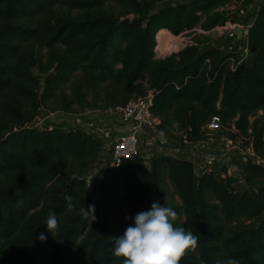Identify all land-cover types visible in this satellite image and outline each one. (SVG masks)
I'll list each match as a JSON object with an SVG mask.
<instances>
[{
    "label": "trees",
    "instance_id": "trees-1",
    "mask_svg": "<svg viewBox=\"0 0 264 264\" xmlns=\"http://www.w3.org/2000/svg\"><path fill=\"white\" fill-rule=\"evenodd\" d=\"M167 1L0 0V264H123L115 238L132 223L126 216L150 209L152 190L176 211L174 226L198 237L179 264H264V164L243 161L242 179L226 167L224 177L215 169L199 176L192 162L160 156L150 170L130 160L88 181L99 139L27 126L53 100L55 111L75 113L155 90L153 113L167 136L198 141L219 115L264 161V8L249 32L253 57L232 69L210 40L163 59L156 48L162 30L224 25L230 12L221 8L233 0ZM89 205L94 221L81 215Z\"/></svg>",
    "mask_w": 264,
    "mask_h": 264
},
{
    "label": "built area",
    "instance_id": "built-area-1",
    "mask_svg": "<svg viewBox=\"0 0 264 264\" xmlns=\"http://www.w3.org/2000/svg\"><path fill=\"white\" fill-rule=\"evenodd\" d=\"M249 2L247 14L239 23L228 21L207 32L199 27L200 29L196 28L186 34L194 31L221 35L226 33L221 43H212L210 46L230 56V65L232 69L235 68L251 59L255 53L249 42V32L264 8V0ZM238 30L243 33L241 38L237 35ZM192 44L194 42L189 45ZM156 94L155 90H149L144 96L135 98L124 106L108 109L86 108L81 113L62 111L52 114L41 108L38 116L27 126L42 131L54 128L78 130L99 139L102 149L100 159L94 167L95 173L105 171L110 174L130 160L140 161L150 170L153 161L160 156L192 162L199 176L213 171L216 167L228 168V162L232 165L238 164L241 176L240 166L243 161L251 159L256 164H264L256 156L252 142L247 144L248 139L240 135L235 127H224L219 115L208 119L203 127V137L198 141L191 140L187 134L179 140L167 136L159 129L161 119L153 113ZM228 130L232 133L231 137ZM161 132L164 133L163 136L160 135ZM241 149L245 151L242 154ZM230 176L234 175L231 173ZM241 176L238 178L242 179Z\"/></svg>",
    "mask_w": 264,
    "mask_h": 264
},
{
    "label": "clouds",
    "instance_id": "clouds-1",
    "mask_svg": "<svg viewBox=\"0 0 264 264\" xmlns=\"http://www.w3.org/2000/svg\"><path fill=\"white\" fill-rule=\"evenodd\" d=\"M164 135L163 132L160 133ZM66 199H71L67 197ZM68 208L74 205L69 203ZM85 218L91 216L96 219L95 206H83L80 210ZM177 218L176 211L156 200L151 203L150 209L141 211L135 216H126L132 223L126 227L124 234L115 238L114 255L123 257V264H179L181 257L189 250L196 248L198 237L185 227L174 226ZM46 229L53 236L58 231V221L54 214H49L46 220ZM38 239L43 242L47 239L40 233ZM216 264H224L217 260ZM226 264H236L232 259Z\"/></svg>",
    "mask_w": 264,
    "mask_h": 264
},
{
    "label": "rangeland",
    "instance_id": "rangeland-1",
    "mask_svg": "<svg viewBox=\"0 0 264 264\" xmlns=\"http://www.w3.org/2000/svg\"><path fill=\"white\" fill-rule=\"evenodd\" d=\"M186 2V0H168L167 3L171 4V5H175L178 4L179 2ZM111 6L116 8V4L111 1L110 2ZM250 4L249 0H233L229 5L221 8V10L226 9L228 10L230 13L227 15L228 16V21H232V22H240L241 20H243V18L245 17V15L247 14V6ZM242 16L241 18L239 16ZM133 15H130L126 18H123V20H126L127 18H132ZM227 21V22H228ZM200 29V28H198ZM166 30V29H165ZM169 31V30H168ZM170 32V31H169ZM171 33V32H170ZM226 33H224L223 35H221V33H215V34H209V33H201V32H197L194 31L193 33H184L182 35L176 36L174 34L171 33L173 40L172 43L174 45L177 46H170L168 47V49H161L159 47L158 41H157V48H158V52H156L157 54V58L158 59H163L165 57H169L173 54L179 53L180 51H182L183 49H185L191 42L196 41V39L200 38L202 41L204 40H210L212 43H221V40L223 38H225ZM162 50V51H161ZM169 51V52H168ZM87 95L89 97V100L93 99V95H92V90L87 89ZM101 106H104V104H100ZM57 107V104L55 102V100L50 101L48 103V105L46 107H43L46 111L52 113V114H58V113H62V111H55L54 109ZM86 108H90V109H95L93 107L90 106H86ZM78 109V108H75ZM83 112V111H82ZM75 113H81V112H75ZM53 120V118L51 119ZM56 124L58 123V121L55 122ZM228 134L230 133V130H228L227 132ZM230 137L232 136V133L229 134ZM242 152L244 153L245 151L243 149H241V154ZM238 157V156H237ZM240 162V161H239ZM228 170H227V175L230 176V174L232 173V175H234V177H239L241 176V171L238 168V164H233L231 162H228ZM93 171L90 172V174H88L87 176V180L90 181V179L93 177V173L94 175H96L97 173H95V168L93 169ZM215 170H217L218 172H220L222 174V176H226V174H224L223 168L220 167H216ZM111 183V182H110ZM238 185H240L237 182ZM112 186H109L107 191L108 193L111 192ZM149 199H150V204L153 202V200L158 201L159 203H163L161 202L160 198L155 194V192L152 190L150 195H149Z\"/></svg>",
    "mask_w": 264,
    "mask_h": 264
},
{
    "label": "bare ground",
    "instance_id": "bare-ground-1",
    "mask_svg": "<svg viewBox=\"0 0 264 264\" xmlns=\"http://www.w3.org/2000/svg\"><path fill=\"white\" fill-rule=\"evenodd\" d=\"M171 37H172V35L169 31H167V30L160 31L157 35V41H158L159 47L161 49H168V47H170V46H173V47L177 46V45H174L172 43L173 38H171Z\"/></svg>",
    "mask_w": 264,
    "mask_h": 264
},
{
    "label": "water",
    "instance_id": "water-1",
    "mask_svg": "<svg viewBox=\"0 0 264 264\" xmlns=\"http://www.w3.org/2000/svg\"><path fill=\"white\" fill-rule=\"evenodd\" d=\"M156 9H157L156 6L152 7V10H153V11H155ZM128 22H130V19H129V18H127L126 20H123V21L121 22V24H126V23H128ZM237 35L241 38V37L243 36L242 31H241V30H238V31H237Z\"/></svg>",
    "mask_w": 264,
    "mask_h": 264
}]
</instances>
